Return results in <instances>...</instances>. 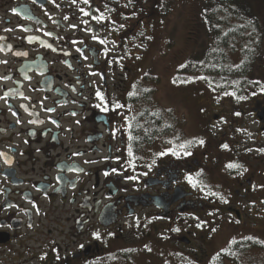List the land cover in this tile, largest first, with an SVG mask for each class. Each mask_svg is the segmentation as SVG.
<instances>
[{"label": "flooded vegetation", "instance_id": "flooded-vegetation-1", "mask_svg": "<svg viewBox=\"0 0 264 264\" xmlns=\"http://www.w3.org/2000/svg\"><path fill=\"white\" fill-rule=\"evenodd\" d=\"M155 1L0 0V264L234 259L209 249L250 223L256 174L244 166L255 144L240 137L248 117L264 134V91L215 99L200 112L204 144L168 152L187 141L175 139L177 118L137 88L143 75L146 92L156 82L139 69Z\"/></svg>", "mask_w": 264, "mask_h": 264}, {"label": "rangeland", "instance_id": "rangeland-1", "mask_svg": "<svg viewBox=\"0 0 264 264\" xmlns=\"http://www.w3.org/2000/svg\"><path fill=\"white\" fill-rule=\"evenodd\" d=\"M215 2L155 1L151 17L155 27L152 39H148L147 46H142L139 69H148L156 82L150 81L154 90L146 92L145 79L151 78L143 75L137 88L143 86V94L155 96L153 100L159 101L162 107H171L177 118L175 139L177 133L182 132L187 141H204L206 136L199 124L201 110L207 109L217 98L231 101V97L242 102L249 95L258 96L260 84L264 83V67H261L264 66V0H246L247 11L239 6V0L234 3V10L248 12L256 19V28L246 18L238 19L223 12L220 6L209 14ZM195 29L196 36L193 34ZM208 51L210 54L205 63ZM249 63L252 64L250 67ZM182 64L185 68L179 70ZM137 96H140L139 92ZM245 122L250 135H243L240 139L245 144H255V148L248 152L251 159L244 166L248 175L256 174L253 211L248 226L238 225L234 230L228 226L229 230L222 232L210 246L209 253L214 255L221 249L223 258H234L223 264H264V249L261 247L264 245V151H260L264 149V134L256 130L251 117ZM241 159L238 160L239 167L242 166ZM233 240L235 243L230 244ZM224 249L227 254L222 251ZM189 255L175 254V258L184 263L185 258H192ZM185 263L191 264V261ZM113 264L120 263L115 261Z\"/></svg>", "mask_w": 264, "mask_h": 264}, {"label": "snow or ice", "instance_id": "snow-or-ice-1", "mask_svg": "<svg viewBox=\"0 0 264 264\" xmlns=\"http://www.w3.org/2000/svg\"><path fill=\"white\" fill-rule=\"evenodd\" d=\"M73 2H75V0H73ZM82 3L88 4L89 3V0H82ZM80 11L83 13V15H85V16L88 15V13L85 12L83 8H81ZM65 19H67V17H65ZM94 19L97 22H102L105 19V17H104L103 14H101L99 16H95ZM72 27H75V26L73 25ZM94 39H95V37H94ZM101 43H104V41H101ZM0 50H2V48H0ZM181 67H183V65ZM189 79H191V78H189ZM200 79H203V77H200ZM261 91H264V86H261ZM134 94L135 93H131V92L129 93L130 96L131 95H134ZM96 95H97L98 98H100L101 102L103 103V96L101 95V93L97 92ZM225 95H235V93H225ZM237 99L242 100V99H245V97H237ZM115 107L119 108V107H121V105L116 104ZM101 110L102 111H106L107 109L106 108H101ZM236 114L239 115V113H236ZM129 139L131 140V139H133V137L129 136ZM170 143H171V141H170ZM195 143H199L200 145H203L204 144V141L203 140H189V141H185L184 143H180L179 145L174 146L173 148H170L167 151L170 152L173 156H176V157H179L181 154H183L185 156L191 155V153L188 152V151H186V149L188 147L192 146ZM223 147L226 148L227 145H223ZM177 149H179V150H177ZM260 151H264V149H261ZM164 154L165 153H159L158 155H164ZM128 155H129V157H132L133 156L131 147H129ZM154 162L155 161H153V163ZM128 163H129V166H133L134 167L133 162H132V159H130ZM149 167H151V166L149 165ZM227 167H229V168H236V167H239V165L229 164V165H227ZM113 171H115V169ZM105 175H107V173H105ZM128 179H136V177L130 176V177H128ZM186 179L188 180V183L191 184L193 187H196L198 185V181H196L192 176L189 175V176L186 177ZM201 190L203 191V189H201ZM206 195L218 196L219 199H221L224 203H227V201L224 200V198L222 196H219L218 193L207 192ZM196 226L199 228L201 225L200 224H197ZM173 231H178V229H173ZM212 231H215V229H213ZM93 235H94L95 238L99 239V234L98 233H94ZM245 239L251 240L253 238L252 237H246ZM229 243L230 244L231 243H235V241L233 240V241H230ZM222 251H224L227 254V249H224ZM218 255L219 254H217V256ZM216 258L217 257L214 256L213 257V260H215ZM42 259H43V257H42Z\"/></svg>", "mask_w": 264, "mask_h": 264}, {"label": "trees", "instance_id": "trees-1", "mask_svg": "<svg viewBox=\"0 0 264 264\" xmlns=\"http://www.w3.org/2000/svg\"><path fill=\"white\" fill-rule=\"evenodd\" d=\"M236 0H216V2L214 3L213 5V8L210 10L209 14L210 13H213L215 10H217L220 6L221 10L223 12H226L228 14H233L234 16H237V18H243V19H247L248 22L250 24H253V26L256 28V26L258 25L257 24V21L256 19L249 15L248 12H241L239 10H234V3H235ZM239 6L240 7H244L247 11V8L249 7V5L247 4L246 0H239ZM232 10V11H231ZM232 12V13H230ZM258 32V31H257ZM209 54H210V51H208V54L206 55V60H205V63L208 62V58H209ZM252 64L249 63V67L251 66ZM262 247V250L264 249V245L261 246Z\"/></svg>", "mask_w": 264, "mask_h": 264}, {"label": "water", "instance_id": "water-1", "mask_svg": "<svg viewBox=\"0 0 264 264\" xmlns=\"http://www.w3.org/2000/svg\"><path fill=\"white\" fill-rule=\"evenodd\" d=\"M264 130V128H262Z\"/></svg>", "mask_w": 264, "mask_h": 264}]
</instances>
